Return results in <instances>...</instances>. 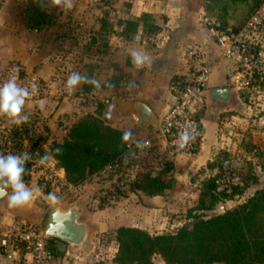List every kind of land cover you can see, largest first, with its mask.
Segmentation results:
<instances>
[{"label":"crops","instance_id":"1","mask_svg":"<svg viewBox=\"0 0 264 264\" xmlns=\"http://www.w3.org/2000/svg\"><path fill=\"white\" fill-rule=\"evenodd\" d=\"M258 1L227 0L226 4L249 7ZM85 2L78 0L77 4L83 6L87 4ZM14 3L15 0H3L0 6V68L5 61L13 59L26 75L16 81L18 85L26 81H44V93L28 97L21 115L28 114L29 120H33L35 133L44 138L43 146L47 149L51 142H63L68 138L73 126L84 118L95 116L122 133L125 130L133 133L127 142L128 149L129 144L132 145L136 155L135 163L128 165L132 173L151 172L165 182L168 178H174L176 182L181 174H188L211 160L229 127L235 128L240 119L244 101L241 92L230 81L233 66L221 55L218 44L201 22L203 14L211 16L208 11L210 0H106L103 7H98L100 3L97 2L94 9L91 8L95 15L91 13L89 21L95 36L105 38L104 51L101 50L105 66L98 65L100 61L96 57L95 64L88 68V77L100 81L101 87L97 89L90 83L81 82L72 92L66 90L64 82V76L68 77L71 72L66 73L61 62L49 55L57 45L54 35L48 30L29 29L23 16L26 7L15 11ZM47 36L52 37V42L42 49ZM98 43L93 49L100 54ZM132 50L147 55L148 62L136 67L130 55ZM189 51L194 55H189ZM74 64H79L77 72L86 74L84 64ZM204 65L211 67V73L206 90L194 105L201 123L202 141L197 151L179 153L171 146L169 137L158 131V125L176 102L177 81L191 80L196 70ZM100 101H105V105H99ZM139 101L145 102L156 115V125L138 124L136 103ZM109 112L110 118H107ZM70 121L74 125H69ZM137 140L144 144L142 149L135 148ZM119 173L106 181H117ZM95 185L100 186V183ZM112 189L114 191L115 186ZM135 191H123L125 196L120 195L122 200L115 203L116 213H134V209L138 213L139 207L131 203L138 196H143L145 205H171V189L154 196ZM1 200L0 209H3ZM41 217L38 212L32 219L40 224ZM89 221L95 220L92 217ZM99 224L102 228L108 222ZM10 255L0 247V264H17V256ZM58 259L54 257L53 264Z\"/></svg>","mask_w":264,"mask_h":264},{"label":"rangeland","instance_id":"2","mask_svg":"<svg viewBox=\"0 0 264 264\" xmlns=\"http://www.w3.org/2000/svg\"><path fill=\"white\" fill-rule=\"evenodd\" d=\"M2 1L0 0V6ZM77 1L74 0V7L67 11L55 6L52 0H15L13 6L17 11V9H24L29 4L37 2L38 5L52 13L54 24L48 32L54 35L57 45L49 55L61 62L66 73L78 71L77 65L79 66V64L75 65L74 63L84 64L87 67L84 75L88 76V68L95 64L96 57L100 61L98 65L105 66V59L101 56V50L104 51L105 38L95 36L89 17L91 13L95 15L91 8L94 9L97 2L100 3L98 7H103L106 0H86L85 3L87 4L83 6H78ZM226 3L227 0H210L208 11L220 29L229 27L234 29V26L245 18L249 9L246 6L233 7ZM17 16L19 15L17 14ZM16 24L14 22L15 26ZM98 41L100 54L95 53L96 50L93 49ZM19 66L18 62L13 59L5 61L3 65L1 64L0 84L13 76H15L16 81L24 78L25 72ZM64 78V82H66L67 75ZM40 83H44V81L41 80ZM28 85L30 83L26 81L19 86L28 88ZM240 92L244 101L240 119L237 120L235 128L229 127L228 133H225V138L221 140L222 142L218 145L212 159L205 165L190 170L188 174H184L183 167H181L180 172L182 171L183 174L179 177V181L175 182L174 178L167 179L166 189L172 191L169 199L171 205L168 207L145 205L142 202L143 196L135 197L131 203L139 207L138 213L135 211L136 209H134V213L129 211L120 214L114 211L115 203L122 200L120 195L125 196L122 195L124 194L123 191L136 192V178L146 172L139 171L134 174L131 172V168L125 164L127 167L123 168L124 165L121 162L124 161L125 156L119 161L117 164L119 166L115 171L102 174L98 170L79 182H69L66 179V171L64 176L59 171L60 181H55L52 178L46 180L40 173L44 165H40L38 161L40 156L48 153V149L43 146L44 138L35 133L33 120L15 124L9 118L1 116L0 152L5 154L29 153L32 159L26 164L23 180L28 187L33 190L39 187L41 191L34 192L32 200L21 207L9 208L7 198L1 200L3 209H0V238L6 229L37 223L32 218L36 217L38 212L42 215L40 224L44 229L49 209L55 204L46 199L47 194L52 192L59 197L56 203L81 201L85 207L84 218L90 220L93 217L95 220L87 248L71 249L60 241L63 244H59L60 248L56 246L58 254L55 257L59 258L56 264H122L118 260L120 253L116 233L118 229L122 227L138 228L151 236L173 234L183 226L191 227L195 216L209 218L245 202L256 190L264 188V171L261 167L264 162V155H262L264 152V79L259 81L257 85L255 84L251 91ZM98 103L101 106L105 105V101ZM69 125H74V122L70 121ZM32 129L33 132H31ZM16 131L18 134L15 133ZM8 142L11 145L7 144ZM216 159L223 160L224 170L220 171L217 167L208 166L209 163H214ZM57 167L60 170V163H57ZM117 173L120 174L117 181L110 183L106 181L112 180ZM250 176L255 177L256 180L254 183L248 184L241 194H235L231 198L218 202L213 209L200 210L197 208L202 184L205 180L216 177L219 190L226 186L231 190L230 187L235 183L243 186L246 183L245 180H249ZM133 177L136 178L133 179ZM120 182L126 183L124 188ZM98 183L100 186L95 185ZM70 184H83L85 187L71 193L68 192ZM114 186L113 192L112 187ZM9 194H11V189H9ZM220 205L224 209L222 213L218 211ZM29 215L33 217H29L31 218L29 219ZM9 219L14 221L10 222ZM101 222H108V224L100 228L99 223ZM150 260L153 264H168L158 252L153 253ZM213 264L224 263L214 262Z\"/></svg>","mask_w":264,"mask_h":264},{"label":"trees","instance_id":"3","mask_svg":"<svg viewBox=\"0 0 264 264\" xmlns=\"http://www.w3.org/2000/svg\"><path fill=\"white\" fill-rule=\"evenodd\" d=\"M258 4L249 6L245 18L234 26L237 30ZM210 5L208 6V8ZM25 25L36 31L49 30L54 24V15L37 2L29 4L23 11ZM18 134V131L15 132ZM122 132L105 125L95 117L87 116L76 124L63 142L53 141L48 147L50 157L66 171L69 182H79L108 164L120 161L127 151L122 142ZM61 148L57 155L54 149ZM264 155V152L262 153ZM209 167L225 169L223 160L216 159ZM264 171V162L261 165ZM255 177L219 190L216 177L202 184L197 208L213 209L218 202L241 194L246 186L254 183ZM136 188L143 194H163L166 182L151 172L136 178ZM119 242L118 260L122 264H153L150 256L158 252L168 264H264V188L256 190L245 202L209 218L195 216L191 227L183 226L173 234L151 236L146 231L132 227L117 230ZM53 256H57L59 240L46 239ZM19 261V259H17Z\"/></svg>","mask_w":264,"mask_h":264},{"label":"built area","instance_id":"4","mask_svg":"<svg viewBox=\"0 0 264 264\" xmlns=\"http://www.w3.org/2000/svg\"><path fill=\"white\" fill-rule=\"evenodd\" d=\"M201 22L208 34L218 44L221 55L228 59L233 66V74L230 76L233 87L238 91H251L255 84L257 85L264 79V0L237 30L231 27L220 29L215 20L207 13L203 14ZM189 55L194 54L189 51ZM210 73L211 67L204 65L196 70L191 80L177 81L176 102L163 115L158 125V131L169 137L171 146L179 153H193L198 150L201 144L203 133L194 105L206 90ZM32 85H37L38 90L29 97H37L44 93L45 86L42 83L37 80L31 81L30 92ZM184 128H187L194 138L183 149H180L177 146L178 135ZM7 144L11 145L10 142ZM129 151L128 149L125 155ZM135 157L136 155L129 154L127 159L121 163L123 165L133 164ZM118 163L119 161H115L113 164L104 166L100 173L115 171L119 166ZM40 173L46 180L52 178L55 181H60L61 179L57 162L51 157ZM120 184L123 185V188L126 185L125 182H120ZM69 187L68 192L72 193L79 191L82 184H70ZM115 194L117 195V192ZM0 247L5 254L16 255L19 259L17 264H53L54 256L47 246L44 229L39 223H30L23 227L16 226L4 230L0 238Z\"/></svg>","mask_w":264,"mask_h":264},{"label":"clouds","instance_id":"5","mask_svg":"<svg viewBox=\"0 0 264 264\" xmlns=\"http://www.w3.org/2000/svg\"><path fill=\"white\" fill-rule=\"evenodd\" d=\"M52 3L64 10H71L74 7V0H52ZM132 62L136 67H142L148 62L147 55L142 54L139 51L132 50L130 52ZM87 82L99 89L101 87L100 81L89 78L86 75H81L79 72H72L65 83L66 90L72 92L81 83ZM32 91H29L27 87H21L16 83L15 76L6 80L0 84V116L10 118L15 124L25 123L29 120L28 114L21 115L26 99L30 95H34L38 90L37 85L31 86ZM43 108V103H41ZM107 118H110V112L106 114ZM133 133L130 130H125L122 134V142L127 143L132 139ZM194 137L190 134L187 128H184L178 135L177 146L183 149L188 142ZM144 144L137 140L135 141V148L142 149ZM129 153L127 156L135 155L132 151V145L129 144ZM55 154L59 155L62 152L61 148L54 149ZM32 157L27 152L19 154L0 152V199L7 198V206L9 208H16L27 205L33 198L34 192H40L41 189L37 187L35 190L28 187L24 180V174L26 172V164ZM50 159V154L45 153L39 157V164L45 165ZM11 189V194H9ZM46 199L51 203H56L59 197L52 192L47 194Z\"/></svg>","mask_w":264,"mask_h":264},{"label":"water","instance_id":"6","mask_svg":"<svg viewBox=\"0 0 264 264\" xmlns=\"http://www.w3.org/2000/svg\"><path fill=\"white\" fill-rule=\"evenodd\" d=\"M51 42L52 37L47 36L42 49ZM136 106L139 111L137 121L139 125L145 126L147 123L156 125L157 117L145 102L139 101L136 103ZM59 171L61 175H65L63 167ZM218 211L221 213L224 211L221 205ZM84 216L85 207L81 201H64L53 204L49 209L44 227L45 238L57 239L71 249L87 248L94 226Z\"/></svg>","mask_w":264,"mask_h":264}]
</instances>
